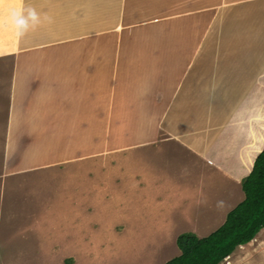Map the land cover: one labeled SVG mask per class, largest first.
Masks as SVG:
<instances>
[{
  "label": "crops",
  "instance_id": "crops-1",
  "mask_svg": "<svg viewBox=\"0 0 264 264\" xmlns=\"http://www.w3.org/2000/svg\"><path fill=\"white\" fill-rule=\"evenodd\" d=\"M213 1L2 0L0 73L1 57L10 70L7 82L0 76V132L9 175L81 168L63 171L61 187L100 205L91 199L120 186L113 201L142 221L159 197L167 204L188 196L191 210L178 212L204 237L245 199L242 181L264 149V0ZM28 10L37 19L20 34L11 13ZM45 116L59 145L41 126ZM111 150L125 153L119 184L94 171ZM201 202L208 208L192 212ZM120 212L132 228V215Z\"/></svg>",
  "mask_w": 264,
  "mask_h": 264
},
{
  "label": "rangeland",
  "instance_id": "rangeland-1",
  "mask_svg": "<svg viewBox=\"0 0 264 264\" xmlns=\"http://www.w3.org/2000/svg\"><path fill=\"white\" fill-rule=\"evenodd\" d=\"M1 59L5 61L1 64L3 66L0 76L7 82L10 70L7 67L9 59L8 57ZM4 86L5 84H1V88ZM0 95L1 109H4L6 107L2 98L5 99V94L0 93ZM51 120L50 116H45L41 126L49 127L50 131L47 133L49 141L56 143V129ZM4 139L5 133L0 132V264H165L167 259L180 253L177 246L178 236L184 232H192L190 226L193 223L186 220L183 213L178 212L186 208L191 210V207L187 206V204L191 205L192 200H188L191 197L182 196L162 204L161 197L158 199L157 196L150 195L152 201L157 197L158 203L151 205L147 212L141 211V218H145L142 221L135 212L121 209V206L126 207L123 206L126 202H121L120 206L113 201L116 199L115 193L122 190L120 186L112 196L107 194L100 197L102 193L94 194L95 198L91 200L100 201V205L85 200L86 192H79L78 195L72 186L67 185L62 188V182L66 180L63 171L72 173L81 171V168L61 164L50 166L48 169H34L30 172L9 175L13 165L6 159ZM48 155L50 156L46 157L47 160L58 153ZM124 160L125 153L121 155L120 152L111 150V157L103 160L102 165L97 164V169L94 171L109 172V175L112 174L109 176L112 181L116 179L118 184L122 183L121 179L117 178L124 173L122 164ZM63 173L64 176H57ZM111 180L107 181L110 183ZM68 182L73 183L72 180ZM126 196L133 203L138 200L131 199L130 193ZM235 196L236 194L232 193L230 202ZM89 197L92 195L90 194ZM104 198L111 201L104 202ZM162 198L167 202L166 198ZM112 202L115 205L109 207ZM206 208L208 207L205 203H197L192 212L199 211L200 214ZM119 211H122L121 215H132L128 221L130 226L133 225L132 228L128 229L123 225L125 223L119 222L117 213ZM208 215L206 214L205 217ZM216 215L221 217L217 212ZM41 217H46L45 225L41 222L44 226L36 222V219L39 220ZM169 218L172 222H168L167 227L162 230L159 225ZM224 218H227L226 214L214 221L212 229H203L199 234L206 236L209 232H213ZM72 223L75 224L73 228L70 225ZM34 224L41 228L39 235L33 230ZM55 224H61L63 228L59 226L54 231L52 226ZM50 233H55V237L51 238ZM55 247L62 251L55 254ZM220 264H264V227L254 239L238 246Z\"/></svg>",
  "mask_w": 264,
  "mask_h": 264
},
{
  "label": "trees",
  "instance_id": "trees-1",
  "mask_svg": "<svg viewBox=\"0 0 264 264\" xmlns=\"http://www.w3.org/2000/svg\"><path fill=\"white\" fill-rule=\"evenodd\" d=\"M245 199L233 208L225 222L207 236L184 232L177 238L180 254L165 264H220L234 250L249 243L264 227V149L251 173L242 181Z\"/></svg>",
  "mask_w": 264,
  "mask_h": 264
},
{
  "label": "clouds",
  "instance_id": "clouds-1",
  "mask_svg": "<svg viewBox=\"0 0 264 264\" xmlns=\"http://www.w3.org/2000/svg\"><path fill=\"white\" fill-rule=\"evenodd\" d=\"M0 3H2V0H0ZM36 19L37 16L34 10H28L26 15L20 11H13L11 13V20L20 31V34H23V30L27 28L29 20L35 21Z\"/></svg>",
  "mask_w": 264,
  "mask_h": 264
},
{
  "label": "bare ground",
  "instance_id": "bare-ground-1",
  "mask_svg": "<svg viewBox=\"0 0 264 264\" xmlns=\"http://www.w3.org/2000/svg\"><path fill=\"white\" fill-rule=\"evenodd\" d=\"M256 103H257V101H256Z\"/></svg>",
  "mask_w": 264,
  "mask_h": 264
}]
</instances>
